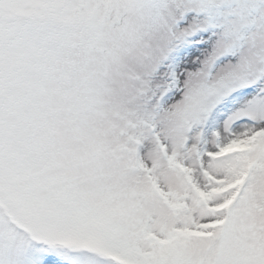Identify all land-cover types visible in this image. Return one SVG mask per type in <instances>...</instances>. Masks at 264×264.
Masks as SVG:
<instances>
[{
  "label": "snow or ice",
  "instance_id": "obj_1",
  "mask_svg": "<svg viewBox=\"0 0 264 264\" xmlns=\"http://www.w3.org/2000/svg\"><path fill=\"white\" fill-rule=\"evenodd\" d=\"M0 264H264V0H0Z\"/></svg>",
  "mask_w": 264,
  "mask_h": 264
}]
</instances>
